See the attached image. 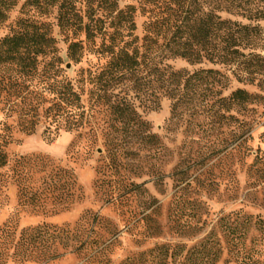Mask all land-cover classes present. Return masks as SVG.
Returning a JSON list of instances; mask_svg holds the SVG:
<instances>
[{"label": "trees", "instance_id": "1", "mask_svg": "<svg viewBox=\"0 0 264 264\" xmlns=\"http://www.w3.org/2000/svg\"><path fill=\"white\" fill-rule=\"evenodd\" d=\"M17 8L27 15L34 11L39 17L57 9L58 27L73 36L65 58L59 53L50 26L35 15L18 19L15 29L1 33ZM140 16L146 18L142 35L138 33ZM262 23L264 0H137L136 4L85 0L84 10L78 0H0V68L6 74L19 73V79L5 74L0 85L6 82L8 97L21 98L15 112L19 114L18 126L26 134L44 127L43 135L49 140L61 132L89 136L93 132L92 128L87 130L92 111L105 109L113 117L105 128V145L113 147L114 159L117 154L134 152L155 160L163 155L165 146L139 114L140 106L154 110L161 98H168L172 101V120L187 113L190 118L199 117L203 112L233 120L236 107L247 112L261 103L264 96L244 88L228 96L225 92L232 78L240 84L264 85ZM82 35L84 39H78ZM90 56L96 59L95 64L71 76L70 62L79 65L89 62ZM172 58L193 66L207 62L214 67L193 72L175 70L165 65ZM120 87L122 90L117 92ZM85 94L90 108L86 107ZM11 129L7 122H0V198L10 179L22 187L32 168H50L54 174L51 184L44 185L60 191L54 199L60 204L66 193L62 175L68 171L52 160L21 157L14 163L13 176L6 178L2 173L11 165L6 152L12 142ZM93 137L97 138L95 132ZM190 167L180 164L175 168L177 187L184 186L178 191L182 192L180 197L190 186ZM160 168L152 163L149 171ZM141 186L133 184V188ZM24 190L23 187L20 193ZM42 194L37 189L29 205L39 206ZM263 224L262 220L252 224V217L244 214L240 234L227 225L232 234L230 245L235 250L241 242L244 245L252 225L264 232ZM62 231L49 226L19 231L17 227L4 226L0 229V264H47L57 259L59 249L69 247L70 240ZM164 249L167 264L169 248ZM176 249L173 258L181 256L185 248ZM221 251L219 244L208 238L179 264H216Z\"/></svg>", "mask_w": 264, "mask_h": 264}, {"label": "rangeland", "instance_id": "2", "mask_svg": "<svg viewBox=\"0 0 264 264\" xmlns=\"http://www.w3.org/2000/svg\"><path fill=\"white\" fill-rule=\"evenodd\" d=\"M84 1L78 0L83 10ZM50 11L39 17L34 11L27 15L17 8L1 33L15 29L18 19L35 15L50 26L59 53L65 58L73 36L58 27L57 9ZM145 20L142 16L137 20L140 35ZM88 60L79 65L70 62V75L96 62L93 56ZM166 64L190 72L214 67L207 62L193 66L180 58L166 60ZM5 74L0 68L1 81ZM6 76L19 79L17 71ZM5 83L0 85V122L12 126L13 135L6 148L11 165L2 173L6 178L13 176L14 163L21 157H44L68 171L62 175L66 193L60 204L54 201L60 191L46 188L54 175L50 168H32L22 187L10 179L0 198V229L11 225L18 231L37 226L64 230L69 247L59 249L61 255L47 264H164L165 246L169 248L166 263L179 264L208 238L222 249L216 264H264L263 231L252 225L244 245L241 242L235 250L227 228H236L240 234L244 214L252 217V224L264 221V99L247 112L236 107L233 120L207 112L195 118L187 113L172 120V101L168 98H161L154 110L142 105L138 112L160 137L165 146L163 155L152 160L133 152L117 154L114 159L113 147L105 145V128L113 117L105 109L92 111L87 130L92 128L93 132L89 136L61 132L49 140L43 135L44 127L34 134L21 131L19 114L15 112L21 98L8 97ZM237 88L264 96V85L240 84L233 78L225 95ZM84 100L90 108L87 94ZM152 163L161 168L149 171ZM180 164L191 165L190 186L182 197L178 191L184 186L177 187L179 176L175 169ZM133 184L142 186L133 188ZM37 189L40 195L43 193V201L36 207L28 202ZM82 243L86 244L77 249ZM177 247L185 249L181 256L173 258Z\"/></svg>", "mask_w": 264, "mask_h": 264}]
</instances>
